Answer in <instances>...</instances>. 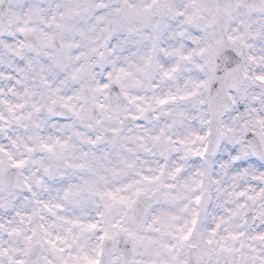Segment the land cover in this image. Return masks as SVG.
<instances>
[{"label":"snow or ice","instance_id":"1","mask_svg":"<svg viewBox=\"0 0 264 264\" xmlns=\"http://www.w3.org/2000/svg\"><path fill=\"white\" fill-rule=\"evenodd\" d=\"M0 264H264V0H0Z\"/></svg>","mask_w":264,"mask_h":264}]
</instances>
